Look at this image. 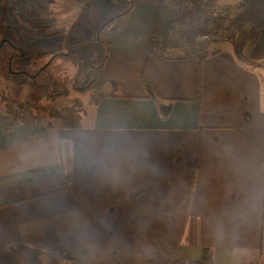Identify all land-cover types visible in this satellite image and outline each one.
Instances as JSON below:
<instances>
[{
	"label": "crops",
	"instance_id": "0c3cea01",
	"mask_svg": "<svg viewBox=\"0 0 264 264\" xmlns=\"http://www.w3.org/2000/svg\"><path fill=\"white\" fill-rule=\"evenodd\" d=\"M56 1L47 0H69ZM92 1L104 17L122 7ZM133 1L101 70L102 89L119 96L81 100L78 117L0 119V264H264V215L217 228L244 196L234 157L264 163V0H213L244 31L204 47L196 38L211 0ZM201 1L200 23L173 30ZM54 17L47 27L61 22ZM91 131L142 145L153 170L126 166L118 183L86 172L73 144Z\"/></svg>",
	"mask_w": 264,
	"mask_h": 264
},
{
	"label": "rangeland",
	"instance_id": "374dc122",
	"mask_svg": "<svg viewBox=\"0 0 264 264\" xmlns=\"http://www.w3.org/2000/svg\"><path fill=\"white\" fill-rule=\"evenodd\" d=\"M20 1L21 6H19V12L21 17H18L17 21L10 17V13L8 12L6 13L7 21L15 20L16 25L21 27V31L24 32V27L30 29L29 20H32L31 23L36 24V26L31 27L30 31H26L28 37L27 42L29 41L31 43L35 39H45L48 36V39L50 38L51 41L47 45H37L34 50L32 46H28L27 50L25 49L27 53L31 51L37 52L27 57L36 59L39 67L46 62L49 63L35 79L39 82H47L50 84L57 82V87L60 89L68 88L69 94L59 96L54 100L43 97L40 101H36L30 98V93L33 90L30 82L23 83L20 90H18L16 83L13 80L4 78L0 71V119L4 117L8 118V125L23 120L24 116L29 113L52 115L54 112L52 107L61 109L63 106L73 105L77 100H86L96 91L95 88L84 91L77 82L78 74L90 64H100L105 59L104 49L100 44L101 42H97L96 40L97 33L108 18L124 7V4L120 1L122 7L110 16L104 17L107 13L104 12L103 8L99 12L97 5L92 0H90L91 7L87 6L86 8L85 5L79 3L81 0L79 2L77 0H69L67 1L68 3H63V6L55 7H53L54 5L51 6L47 0H43L41 8L39 6L35 7V4L29 6L28 2L30 0ZM34 1L32 0V4L36 2ZM53 1L58 3L56 0ZM214 4L219 14H221L218 5L215 2ZM113 6L115 7V5ZM208 8L209 5L207 7V15ZM69 12L70 15L67 16ZM53 15H55L54 19L57 21L60 19L61 22L47 27L46 23L49 20L51 21V16ZM62 17L64 19H61ZM229 19L225 21L222 19L217 20L218 23L223 25H219L218 27V34L221 37L230 36L232 38L239 31L240 27L237 22ZM207 26L206 24V32L209 31ZM29 37H33V39H29ZM20 60V63L18 62L19 60L16 62L15 67H23L26 59L22 57Z\"/></svg>",
	"mask_w": 264,
	"mask_h": 264
},
{
	"label": "clouds",
	"instance_id": "9594fccd",
	"mask_svg": "<svg viewBox=\"0 0 264 264\" xmlns=\"http://www.w3.org/2000/svg\"><path fill=\"white\" fill-rule=\"evenodd\" d=\"M73 147L81 167L86 172L118 183L126 166L153 170L142 145L129 141L119 132L97 134L91 131L74 141ZM233 166L243 180V199L237 205L222 210L217 228L221 232L228 223L264 215V163L254 158L234 157ZM86 241L90 232L82 233Z\"/></svg>",
	"mask_w": 264,
	"mask_h": 264
},
{
	"label": "trees",
	"instance_id": "16d2710c",
	"mask_svg": "<svg viewBox=\"0 0 264 264\" xmlns=\"http://www.w3.org/2000/svg\"><path fill=\"white\" fill-rule=\"evenodd\" d=\"M120 1L124 4V7L120 11H118L114 15H112L110 18H108L103 23V25L101 26V28L98 31L97 36H96L97 42L100 41L101 42L100 44H101L102 48L104 49L105 59L100 64H90L87 68L82 69L81 72L78 74V81L77 82L79 83V85H81V88H83L84 91H88L92 88L96 89V91L93 92V94H91V96H90V100L93 103H99L104 97H107V96H119V94L116 93L115 91L105 92L102 89L103 81L101 78V70L104 67V62L106 60V55L108 53V46L106 43L108 35L112 31L121 30L125 27L126 22H127V16H128L129 12L131 11V9L133 8V5H134L133 0H120ZM170 3L172 5H175V4H177V0H170ZM202 5H203L202 1L198 2L195 5V7H194L195 19L191 23L181 22L180 20L176 19L173 30L176 27V24H185V25L190 26V27L197 26L202 19V15L200 12ZM220 19L225 21L227 18L221 17ZM240 29H241V32L244 31L242 28H240ZM166 39L164 40V42H162V52L165 56L169 57V55L166 53V49H167L166 47L168 45V43L166 42ZM232 42H233L236 54L239 57V59H241L244 62L251 61L250 59H248L245 56L242 49L240 48L239 43L237 41H235L234 39H232ZM159 43H160L159 35L153 34V38L150 40L151 50L154 47H156L157 45H159ZM199 53H201V54H199L200 56H204L206 54V51L200 50ZM257 65H259V66L263 65L264 66V62H260ZM4 76L6 78H11L12 80H14L13 76H10V73H6ZM35 78H37V77H35ZM35 78H30V76H28V75L20 74V76H18V78L14 82L16 83V87L18 88V90H20L23 83L30 82V84L33 87V90L30 93V98L35 99L36 101H40V99H42L43 97H45L49 100H54L59 96L69 94L68 88H63V89L58 88L57 82L50 84L47 82H39ZM81 107H82V102L80 100H77L76 103L73 105H67L61 109L54 110L52 115L54 117H58V118L67 117V116L78 117L80 111L82 110ZM162 116L164 118H166L167 114L163 113ZM69 157H70L69 155H66L65 158L67 160H69ZM67 178H68V180H71L70 173H67ZM172 264H176V261L173 260Z\"/></svg>",
	"mask_w": 264,
	"mask_h": 264
},
{
	"label": "flooded vegetation",
	"instance_id": "af4514ba",
	"mask_svg": "<svg viewBox=\"0 0 264 264\" xmlns=\"http://www.w3.org/2000/svg\"><path fill=\"white\" fill-rule=\"evenodd\" d=\"M28 3L29 6L32 5V0ZM19 6H21L20 0H0V71L4 78H6L4 76L6 73H10V76L14 78L13 81H15L20 74L35 78L49 65V63L46 62L39 67L36 59L27 57L28 55L31 56L34 52L37 53L36 51L28 53L26 51L28 46H32L33 50L37 46L35 42H27L28 37L26 35V31H30L31 27H34L36 24L31 23L32 20H29L30 29L24 27L25 31L22 32L21 27L16 25L15 20L7 21L6 13L8 12L10 13V17L18 21V17H21ZM29 39H33V37H29ZM22 57L26 59L23 67H15L18 60L19 63L21 62L20 59ZM8 79L12 80L11 78Z\"/></svg>",
	"mask_w": 264,
	"mask_h": 264
},
{
	"label": "built area",
	"instance_id": "2783aa9c",
	"mask_svg": "<svg viewBox=\"0 0 264 264\" xmlns=\"http://www.w3.org/2000/svg\"><path fill=\"white\" fill-rule=\"evenodd\" d=\"M219 18H220V14L218 10L216 9V5L214 4V2H209L208 19L206 21V24L208 25L207 28L209 31L208 32L205 31L204 33L199 35L196 38V43L202 44L204 47V45L208 44L212 40H215V38H221V35L218 34V31H219L218 27L219 25L221 26L223 25L217 22Z\"/></svg>",
	"mask_w": 264,
	"mask_h": 264
}]
</instances>
